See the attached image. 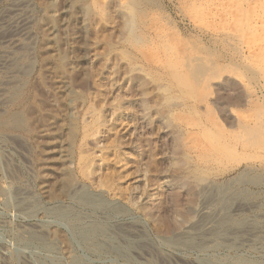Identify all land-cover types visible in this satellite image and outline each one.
Wrapping results in <instances>:
<instances>
[{
	"label": "rangeland",
	"instance_id": "rangeland-1",
	"mask_svg": "<svg viewBox=\"0 0 264 264\" xmlns=\"http://www.w3.org/2000/svg\"><path fill=\"white\" fill-rule=\"evenodd\" d=\"M25 6L31 31L19 55L27 72L0 107L1 119L15 114L17 123L13 138L0 137V264H30L32 253L14 247L23 229L54 242L51 253L34 254L44 264H264V0ZM18 186L37 209L73 207L79 221L25 219L11 207ZM75 187L108 206L71 202ZM226 214L255 242L229 249L212 238L198 251L167 243L203 219L214 231ZM80 220L90 224L81 249L68 231ZM120 231L135 233L131 245ZM143 243L154 252L140 258Z\"/></svg>",
	"mask_w": 264,
	"mask_h": 264
},
{
	"label": "bare ground",
	"instance_id": "bare-ground-1",
	"mask_svg": "<svg viewBox=\"0 0 264 264\" xmlns=\"http://www.w3.org/2000/svg\"><path fill=\"white\" fill-rule=\"evenodd\" d=\"M1 1H3V0H0V2ZM25 3H26V0H11V2L8 4V6L3 11H0V107L5 106L4 104L8 100L6 98V95L8 93L9 94L11 93V96H13L16 93L15 91H16V83H17V81L15 79L19 78V76H22V75H24L27 72L26 69H24V67L21 65V60L20 59L22 58L23 55H19L20 54V50H24L26 48L24 41L27 40V37L29 35V30H30V29H28L29 28V25H30V20H29L28 15L25 12V10L27 8L24 9L26 7L25 6ZM233 6H234V4H233ZM246 7H248V6H246ZM226 35L229 36L230 34H226ZM224 37H226V36H224ZM26 50H28V49H26ZM17 88H18V86H17ZM9 115L10 116L8 118L1 119V117H3V113H0V137H2V138L4 136L6 138H7V136H9L11 138L14 137L12 134H9L8 133L9 132L8 129H10L11 127H13L14 124H17V123H14L15 122V119H14L15 118V114H9ZM16 117H18L19 120H20V116L18 114L16 115ZM16 122H18V120ZM22 141H24V140H22ZM18 143H19V141H18ZM17 148H16V150H17ZM22 152H23V150H22ZM14 186H15V184H14ZM31 193L32 192H29V188L24 187V186H18L17 187V190H15V192L13 193V195L11 194L12 195L11 196V207L16 208L20 212V214L25 217V219H28L29 220V218H31L36 213V215H40L41 218H43V219L45 217V221L48 218V219L53 220L52 222H54V224L56 223L58 225H62V226L67 227V228H69V224H68L70 222L69 221V218H71L72 222H74L73 220H77V222L79 221V219L81 217V214H79L80 211H78V212H76V214H74L73 212H71V210L74 209L73 207H69V209H66L68 212H64V213L59 208H58L59 210H55V211H52V210L51 211H46V210H43V209H41V210L40 209H37V205L35 203H33L34 202L33 201L34 199L31 197V195H32ZM223 194H225V193H223ZM67 197H68V199L70 201L73 200V201L80 202L81 204H85L87 206L90 205L91 207H93L96 210L100 207L98 204H100L102 206V208H103V204L106 205V206H108L107 203L104 202L101 199V197H99V195L89 194L82 187H79V188L74 189L73 191H71V193L69 195H67ZM222 200L225 201L224 203H226L230 199L227 197V198H224ZM73 201H71V202H73ZM215 203H217V199H216V202ZM223 206H225V205H223ZM102 208H101V211L108 210V208H105L106 210L105 209H102ZM227 208H225V209L227 210ZM110 209H112V208L110 207ZM113 209H114V207H113ZM237 209L235 210V212L237 211ZM115 211H117V210H115ZM118 211H120V210H118ZM238 211H239V209H238ZM85 213H87V212H85ZM201 213H202V211H201ZM72 214H74L75 216H72ZM229 215L230 214H228V215L226 214V215H223V216H221V217L218 218V220L216 222L217 223L216 224L217 225V228L214 231H211L210 232L209 230H204V227L206 225L205 222L207 220L206 221H203L204 220L203 219L202 221H200V223H198L195 226V229H193L192 232H189V233H187V235H185V236L182 235V236H180V237H178L176 239H173V240L170 239V241L169 242L167 241V243L169 245L175 246L177 248H181V247L183 248V247H185V248H188V249H191V250L194 249V250H197V251L198 250H202V249H206L207 246H208V243H207L208 240H210L212 238L215 239V244H217L216 243V242H218L217 240H220L221 242H222V240H224V241L226 240L224 242L225 243L224 245H226V247H228L229 249L230 248L237 247L236 245H238V247H240V246H243V245L245 246L247 243H251V242L254 243L255 242V239L254 238L256 236V233L253 232V231L252 232L251 231L250 232H247L246 231L247 232L246 233V232H244L245 230H241L240 228H238V230H234L235 229L234 227H233V230H232V226L230 225V221H233V220L230 219L232 217H230ZM205 219H207V218H205ZM80 222L83 224L82 226L80 225ZM80 222L78 223L79 225H76V226L73 225L72 229L68 230L69 233H70V235H71V238H72V239L69 238V240L71 239L70 241L72 242V244L76 245L79 249H81V245H82L81 242H88V233H89L88 230H89V227H90V226L87 227V224L88 223L86 224V222H84L82 220H80ZM88 225H90V224H88ZM35 227H34L35 229H41L44 226H42V224H41V226L38 227V224H36ZM75 230H77V232ZM39 231H41V230H33V229H31V230L25 229L24 230L23 229L22 234H20L21 235L20 236L21 238L19 237V240L17 239V243L14 244V247L16 246L15 247L16 248L15 250H17V254L20 255V253L23 254V253H27V252L29 254L32 253L31 256L33 258L31 259L30 264H44V262H42L40 260H37L35 258V256H34L35 252H38L40 254L43 253L42 250H46L47 252H50L52 246H53V248L55 246L54 242H50L52 244V246H51V244L47 242V240H48L47 239V236H45L44 234L40 233ZM123 231H124L123 233H125V232H127V229L126 230H123ZM193 231H194V234H193ZM90 232L92 234H96L95 233L96 231L94 230L93 227L90 228ZM244 233H246V234L244 236H242ZM121 234H122V232H121ZM133 234H135V233L132 232L130 235H128V234H122V235H125L126 236V240L129 241L128 238L129 237H132ZM89 236H93V235H89ZM134 237H136V235ZM222 238H224V239H222ZM12 239H14V237H12ZM131 241L128 242L129 243L128 245H131V243H132ZM112 243H113V241H112ZM11 244L12 243L10 242L9 245H11ZM121 244H123V243H121ZM145 244L146 243L140 244L136 248L137 251H135V254L137 255V257L142 258V256H143L142 253H144V252H146L149 256L151 255V252H154L150 248H148V246H147L148 243L146 245ZM221 244L223 246V243H221ZM46 245H49L51 248L50 247L46 248L47 247ZM217 245L219 246V244H217ZM111 248H114L113 250H115L116 252H118V254H119V251H120L122 253L121 256H123V254L125 252V255L123 257H125V258L127 257L126 256V251H123V247L122 248H119V247H112L111 246ZM125 249H126V247H125ZM211 250H212V248H211ZM9 251L10 250H8L6 252L8 253V256L10 257L11 256V253ZM127 259H129V258H127ZM9 260L11 261V257L9 258ZM84 261H81L80 262L77 259H74L73 258L71 264H88V263H86ZM151 263L153 264V262H151ZM217 263H218V260L215 262V264H217ZM175 264H177V263H175ZM200 264H201V262H200ZM218 264H225V263H223L222 261H219ZM228 264H243V263H239L238 262V263H228Z\"/></svg>",
	"mask_w": 264,
	"mask_h": 264
},
{
	"label": "clouds",
	"instance_id": "clouds-1",
	"mask_svg": "<svg viewBox=\"0 0 264 264\" xmlns=\"http://www.w3.org/2000/svg\"><path fill=\"white\" fill-rule=\"evenodd\" d=\"M120 3H123V0H119Z\"/></svg>",
	"mask_w": 264,
	"mask_h": 264
}]
</instances>
